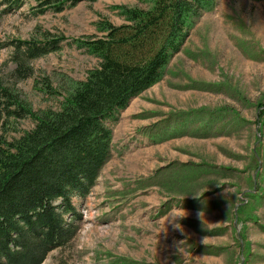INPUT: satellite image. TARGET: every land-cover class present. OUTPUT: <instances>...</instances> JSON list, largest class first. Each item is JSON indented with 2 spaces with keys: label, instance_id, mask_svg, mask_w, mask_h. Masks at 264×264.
<instances>
[{
  "label": "rangeland",
  "instance_id": "1",
  "mask_svg": "<svg viewBox=\"0 0 264 264\" xmlns=\"http://www.w3.org/2000/svg\"><path fill=\"white\" fill-rule=\"evenodd\" d=\"M149 5L81 0L56 11L0 0L1 83L32 110L56 108L66 83L98 63L79 43L102 35L100 22L122 24L121 7ZM56 37L30 76L15 73L19 40ZM5 121L7 139L34 124ZM112 137L77 202L74 238L40 264H264V0H213L194 16L161 79L130 99Z\"/></svg>",
  "mask_w": 264,
  "mask_h": 264
},
{
  "label": "trees",
  "instance_id": "2",
  "mask_svg": "<svg viewBox=\"0 0 264 264\" xmlns=\"http://www.w3.org/2000/svg\"><path fill=\"white\" fill-rule=\"evenodd\" d=\"M2 1L16 7L24 0ZM38 1L59 11L81 0ZM212 2L150 0L146 8L121 7L122 24L100 22L102 35L80 40L98 63L66 83L54 109L26 107L0 81V130L10 117L34 123L10 139L0 131V264H40L72 241L81 218L77 202L91 192L112 153L120 112L161 79L192 18ZM58 38L19 40L11 58L15 73L30 76V62L57 49Z\"/></svg>",
  "mask_w": 264,
  "mask_h": 264
},
{
  "label": "crops",
  "instance_id": "3",
  "mask_svg": "<svg viewBox=\"0 0 264 264\" xmlns=\"http://www.w3.org/2000/svg\"><path fill=\"white\" fill-rule=\"evenodd\" d=\"M124 110V109H123ZM122 110V111H123ZM122 111L120 112V114H119V117H120V115H121V113H122ZM128 114H130V111H128ZM119 117H118V119H117V121L115 122V124L113 125V127L116 125V123L118 122V120H119ZM113 127H112V129H113Z\"/></svg>",
  "mask_w": 264,
  "mask_h": 264
},
{
  "label": "clouds",
  "instance_id": "4",
  "mask_svg": "<svg viewBox=\"0 0 264 264\" xmlns=\"http://www.w3.org/2000/svg\"><path fill=\"white\" fill-rule=\"evenodd\" d=\"M184 215H185V213H184ZM184 215H183V216H184ZM183 216H182V217H183Z\"/></svg>",
  "mask_w": 264,
  "mask_h": 264
}]
</instances>
